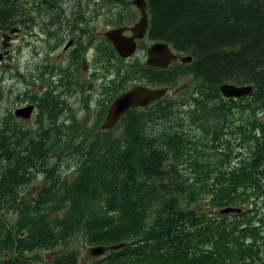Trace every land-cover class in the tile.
<instances>
[{
    "label": "trees",
    "instance_id": "obj_1",
    "mask_svg": "<svg viewBox=\"0 0 264 264\" xmlns=\"http://www.w3.org/2000/svg\"><path fill=\"white\" fill-rule=\"evenodd\" d=\"M145 2L146 38L191 60L157 77L134 68L154 86L191 76L179 93L92 130L49 87L30 97L37 114L25 128L0 81V264H79L58 249L76 235L124 243L87 264L264 259V0ZM226 82L252 91L225 98ZM228 206L240 211L219 212Z\"/></svg>",
    "mask_w": 264,
    "mask_h": 264
},
{
    "label": "flooded vegetation",
    "instance_id": "obj_2",
    "mask_svg": "<svg viewBox=\"0 0 264 264\" xmlns=\"http://www.w3.org/2000/svg\"><path fill=\"white\" fill-rule=\"evenodd\" d=\"M97 1L0 0V70L9 59L11 77L22 83L15 88L13 110L32 106L28 119L15 117L17 120H34L37 104L30 97L37 98L51 87L59 103L67 102V94L74 95L80 107H94L98 111H94V119L102 121L118 94L136 84L159 87L152 85L148 77L185 63L179 58L183 54L169 47L177 57L165 68L146 64V49L155 41L147 39L145 33L134 38L131 55H119L109 41V30L124 28L122 35L131 36L129 28L138 20L139 11L130 1L120 0L119 5ZM126 4L131 13L122 14L119 8L125 9ZM99 19L105 22L104 29H97ZM135 65L148 72V77ZM171 88L167 87L164 95L177 94L184 87Z\"/></svg>",
    "mask_w": 264,
    "mask_h": 264
},
{
    "label": "water",
    "instance_id": "obj_3",
    "mask_svg": "<svg viewBox=\"0 0 264 264\" xmlns=\"http://www.w3.org/2000/svg\"><path fill=\"white\" fill-rule=\"evenodd\" d=\"M139 11L138 20L129 28L131 36L125 37L122 35V29L115 28L109 30V41L119 55L127 57L132 54L135 48L134 38H141L145 33L147 27V14L145 0H130ZM108 35L107 33H105ZM177 56L172 53L169 46L162 41H155L151 43L146 49V64L165 68L171 59ZM182 62L190 61L191 57L182 55L179 57ZM221 95L225 98H238L246 96L251 93L252 86L250 84L236 85L233 83H222L218 86ZM167 91L166 86L150 87L147 85L136 84L129 89L118 94L109 104L105 116L101 121L99 128L107 130L112 128L119 120V118L129 109L134 107H142L151 101L160 98ZM32 110L31 105H24L13 110L15 117L28 119ZM237 207H224L220 209V213L239 212ZM124 243L114 245H96L88 249L90 257H99L107 250H116L122 247ZM257 264H264V259Z\"/></svg>",
    "mask_w": 264,
    "mask_h": 264
},
{
    "label": "rangeland",
    "instance_id": "obj_4",
    "mask_svg": "<svg viewBox=\"0 0 264 264\" xmlns=\"http://www.w3.org/2000/svg\"><path fill=\"white\" fill-rule=\"evenodd\" d=\"M102 1H104V0H98L97 3L98 4H104ZM125 1H130V0H125ZM109 4L110 5H114V4L119 5L121 3H120V1L115 2V1L109 0ZM119 10L121 11L122 14L131 13L130 7H128V5L125 7V9L121 10V8H119ZM99 11L102 12V10H100V9H99ZM114 12H115V9H114ZM104 26H105V22H103V20L100 21V19H99L98 24H97V29L98 30L104 29ZM10 63H11V61L9 59H7L6 61H4V63L1 64V68H3V71L0 72V75H1L0 81H1L2 86H4V88L11 87L13 89V91H15V88H20L22 86V83L20 80L16 81L15 79H13L11 77ZM193 81L194 80L191 78V76H188L186 74L185 75H179L178 78L175 80V83L171 89L173 91L174 88L188 87V86H190L189 83H191ZM36 87H38V85ZM64 99H65V101H67V103L69 105L70 112L73 113L76 116V118L80 120L79 125L81 127H85L88 129H92V128L95 129L98 127V124H97L98 122L96 123L97 120L95 121L96 116L94 115V111H96V110L94 107H89V108L80 107V103L78 100L75 99L74 95H68L67 94ZM15 106H16V104L13 101V103L11 104V109H13ZM96 112L98 113V111H96ZM94 117H95V119H94ZM17 122L19 124H22V126H24L25 128L32 127V125L34 123L33 120L21 121L20 119ZM64 158H66V157H64ZM65 174H66L65 176H67L69 178L73 174V171L70 170V171L66 172ZM39 181H40L39 178H35L29 184H27V186L25 188V193L26 194L29 192L32 193L37 188ZM237 207H240V206H237ZM241 208L244 209L243 206H241ZM90 247H92V245L85 243V241L82 239V237L76 235V236L72 237L66 245L62 246L61 248L58 247V249H60V251L68 250V249L75 250L77 253V256H78L79 264H87L91 261V258H92L88 255V249ZM53 253L54 252L49 251V250L42 252V254L46 255V256L47 255L50 256ZM103 255H101V256H103Z\"/></svg>",
    "mask_w": 264,
    "mask_h": 264
}]
</instances>
